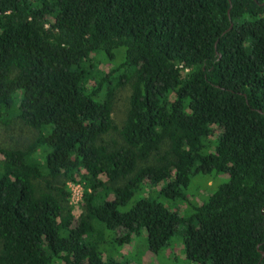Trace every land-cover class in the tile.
Segmentation results:
<instances>
[{
  "label": "trees",
  "instance_id": "1",
  "mask_svg": "<svg viewBox=\"0 0 264 264\" xmlns=\"http://www.w3.org/2000/svg\"><path fill=\"white\" fill-rule=\"evenodd\" d=\"M15 119L37 133L0 146V264H121L105 253L142 235L152 253L178 235L194 264H264V0H0V126ZM213 171L227 181L189 214L120 209Z\"/></svg>",
  "mask_w": 264,
  "mask_h": 264
},
{
  "label": "rangeland",
  "instance_id": "2",
  "mask_svg": "<svg viewBox=\"0 0 264 264\" xmlns=\"http://www.w3.org/2000/svg\"><path fill=\"white\" fill-rule=\"evenodd\" d=\"M100 70H106L108 65L104 62L98 65ZM130 88L125 86L117 91L116 99L113 107L112 117L117 127H120L123 120L125 119L126 110L129 104ZM37 131L26 126L23 122L15 119L11 124L7 126H0V146L3 147H23L28 142L32 141ZM218 134V130L212 133L208 138L209 141H214ZM117 132L111 134L117 138ZM0 155V159H1ZM42 162V158L39 157ZM228 176L222 173H216L215 171L208 174H195L191 177L189 185L186 189V198H169L158 195L162 185L149 187L151 190L138 191L132 200L125 207L120 208L126 210L132 204V202L141 196H152L155 197L159 202H162L168 209L177 211L180 215H186L191 212L192 205H198L204 202L208 196L221 184L227 181ZM67 187L74 188L77 182L68 181ZM83 193L84 188L82 184H79ZM145 192V193H143ZM75 195L72 202L69 205L74 215L73 225H77V218L81 213L80 201L76 202ZM111 252H106L105 255L112 256L117 261L122 262L121 264H194L190 262L183 251L182 242L178 235L172 238L170 243L162 248L157 253H152L146 248V243L143 235L141 237H133L132 242L128 245H124L120 250L114 248Z\"/></svg>",
  "mask_w": 264,
  "mask_h": 264
},
{
  "label": "built area",
  "instance_id": "3",
  "mask_svg": "<svg viewBox=\"0 0 264 264\" xmlns=\"http://www.w3.org/2000/svg\"><path fill=\"white\" fill-rule=\"evenodd\" d=\"M80 183H77L74 185V188H70V201L72 202V200L74 199L75 195H77L76 197V202L82 200V195L83 193L81 192L82 187L79 185Z\"/></svg>",
  "mask_w": 264,
  "mask_h": 264
},
{
  "label": "water",
  "instance_id": "4",
  "mask_svg": "<svg viewBox=\"0 0 264 264\" xmlns=\"http://www.w3.org/2000/svg\"><path fill=\"white\" fill-rule=\"evenodd\" d=\"M262 255H264V253L262 252Z\"/></svg>",
  "mask_w": 264,
  "mask_h": 264
}]
</instances>
